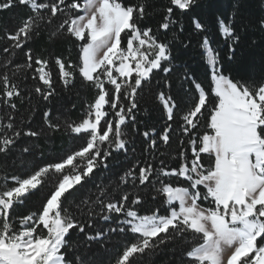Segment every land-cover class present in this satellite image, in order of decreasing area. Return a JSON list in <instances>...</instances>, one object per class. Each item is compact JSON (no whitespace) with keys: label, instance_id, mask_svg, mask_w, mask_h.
<instances>
[{"label":"snow or ice","instance_id":"snow-or-ice-1","mask_svg":"<svg viewBox=\"0 0 264 264\" xmlns=\"http://www.w3.org/2000/svg\"><path fill=\"white\" fill-rule=\"evenodd\" d=\"M225 4L0 0V264H264V0Z\"/></svg>","mask_w":264,"mask_h":264},{"label":"trees","instance_id":"trees-1","mask_svg":"<svg viewBox=\"0 0 264 264\" xmlns=\"http://www.w3.org/2000/svg\"><path fill=\"white\" fill-rule=\"evenodd\" d=\"M219 3L221 7H226L225 0H219ZM251 3L253 6V10L258 11V0H251ZM25 11L26 10L24 9L16 8V9H12L11 11H5V12L0 13V27H3L4 25L12 26V24L15 21H18L20 17L25 15ZM197 11L200 12L204 16L205 19L213 18V17H210L209 12L206 8L198 9ZM216 39L219 40L220 37L217 35ZM33 46L36 48L37 51H39L41 47H48V45L45 43L44 37H41V39L37 41V43ZM55 48L57 51H64L65 54H68V49L71 48L70 54L73 60L76 59L78 49L67 38H65L61 42H58ZM185 60H187V62L189 63L190 68L194 70L196 77L199 80L203 81L205 84H207L208 81L206 80L204 76L205 69L203 66V62L200 60L199 51L195 46V41H193L192 49L185 56ZM225 67L231 70L232 74L236 76L237 78L247 75L246 65L241 63L239 53L237 54L236 61L226 63ZM81 97L83 101H88L92 97V92L90 90H85L84 92L81 93ZM64 102L68 103V101H64ZM74 102H76L77 107L76 109L72 110L71 118L77 119L80 117L82 113V104L80 100H74ZM152 118L155 119L154 116ZM55 146L57 148L56 154H58L61 148L70 147L71 142L69 141L68 143H66L64 140H57L55 142ZM175 149H176V144L174 143L172 146V149L170 150L172 151L173 155H175ZM205 159L207 158L205 157ZM169 163L170 164L172 163L171 160L169 161ZM38 195H42V194H38ZM69 199H71V197H69ZM37 202H38L37 196L31 197V203L28 205V207H32ZM25 210L26 209L24 208L19 209V211H25ZM166 261H167V257L165 255H160L156 257L155 264H166Z\"/></svg>","mask_w":264,"mask_h":264}]
</instances>
